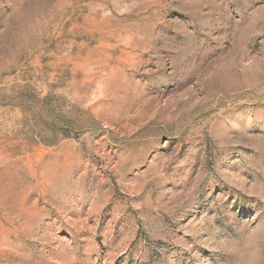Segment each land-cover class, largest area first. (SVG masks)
Segmentation results:
<instances>
[{
    "label": "rangeland",
    "instance_id": "1",
    "mask_svg": "<svg viewBox=\"0 0 264 264\" xmlns=\"http://www.w3.org/2000/svg\"><path fill=\"white\" fill-rule=\"evenodd\" d=\"M0 264H264V0H0Z\"/></svg>",
    "mask_w": 264,
    "mask_h": 264
}]
</instances>
